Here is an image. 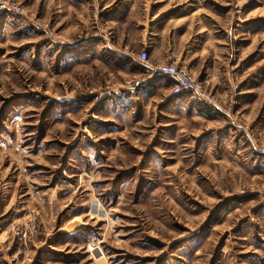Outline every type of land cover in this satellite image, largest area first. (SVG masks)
<instances>
[{
    "label": "rangeland",
    "instance_id": "1",
    "mask_svg": "<svg viewBox=\"0 0 264 264\" xmlns=\"http://www.w3.org/2000/svg\"><path fill=\"white\" fill-rule=\"evenodd\" d=\"M0 264H264V0H0Z\"/></svg>",
    "mask_w": 264,
    "mask_h": 264
},
{
    "label": "built area",
    "instance_id": "2",
    "mask_svg": "<svg viewBox=\"0 0 264 264\" xmlns=\"http://www.w3.org/2000/svg\"><path fill=\"white\" fill-rule=\"evenodd\" d=\"M138 59L148 77L154 74H162L170 82L173 95L189 94L193 98L216 104L215 98L184 65L169 60L153 62L144 50L139 52Z\"/></svg>",
    "mask_w": 264,
    "mask_h": 264
},
{
    "label": "crops",
    "instance_id": "3",
    "mask_svg": "<svg viewBox=\"0 0 264 264\" xmlns=\"http://www.w3.org/2000/svg\"><path fill=\"white\" fill-rule=\"evenodd\" d=\"M183 35H184V31L179 32L178 30L177 31L170 30L169 33L168 32H160V33L155 32L148 34L141 33L140 38H137L133 42H137L141 49L144 48V51L147 48L148 52L154 55V57L159 61L166 56L169 45H172V42L176 43V41L178 40L179 41L178 46L180 47V51L181 53H184L183 57L186 56V54H190L188 59H191L192 52H190L191 51L189 46L190 41L188 36L185 39ZM164 83H168V82L164 80Z\"/></svg>",
    "mask_w": 264,
    "mask_h": 264
}]
</instances>
